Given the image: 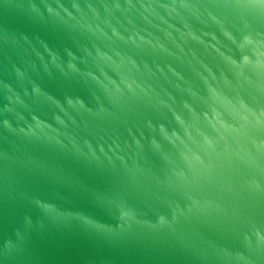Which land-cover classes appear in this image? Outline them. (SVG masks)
<instances>
[{
  "label": "water",
  "instance_id": "water-1",
  "mask_svg": "<svg viewBox=\"0 0 264 264\" xmlns=\"http://www.w3.org/2000/svg\"><path fill=\"white\" fill-rule=\"evenodd\" d=\"M137 264H264V0H38Z\"/></svg>",
  "mask_w": 264,
  "mask_h": 264
}]
</instances>
